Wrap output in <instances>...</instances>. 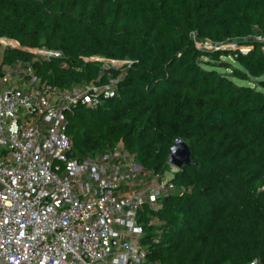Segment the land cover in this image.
<instances>
[{
	"label": "trees",
	"instance_id": "trees-1",
	"mask_svg": "<svg viewBox=\"0 0 264 264\" xmlns=\"http://www.w3.org/2000/svg\"><path fill=\"white\" fill-rule=\"evenodd\" d=\"M256 28L264 0H0V37L19 43H0L2 63L31 61L61 89L119 77L98 108L66 109L71 157L123 141L158 174L176 138L189 145L193 163L174 175L177 192L138 211L150 264H264V43L248 39ZM197 38L227 45L201 48ZM96 55L127 62L107 67Z\"/></svg>",
	"mask_w": 264,
	"mask_h": 264
},
{
	"label": "built area",
	"instance_id": "built-area-1",
	"mask_svg": "<svg viewBox=\"0 0 264 264\" xmlns=\"http://www.w3.org/2000/svg\"><path fill=\"white\" fill-rule=\"evenodd\" d=\"M248 39L264 43V30ZM0 43L19 45L8 37ZM196 43L227 45L209 38ZM118 83L110 75L61 89L42 81L31 61L2 63L0 55V264H150L138 211L159 209L177 192L173 177L180 168L167 162L168 171L151 174L123 141L81 160L68 154L66 109L78 102L98 108Z\"/></svg>",
	"mask_w": 264,
	"mask_h": 264
},
{
	"label": "water",
	"instance_id": "water-1",
	"mask_svg": "<svg viewBox=\"0 0 264 264\" xmlns=\"http://www.w3.org/2000/svg\"><path fill=\"white\" fill-rule=\"evenodd\" d=\"M169 164L181 168L186 164L193 163L191 150L189 145L183 138H176L175 143L171 148L170 156L168 157ZM166 199V198H165Z\"/></svg>",
	"mask_w": 264,
	"mask_h": 264
},
{
	"label": "rangeland",
	"instance_id": "rangeland-1",
	"mask_svg": "<svg viewBox=\"0 0 264 264\" xmlns=\"http://www.w3.org/2000/svg\"><path fill=\"white\" fill-rule=\"evenodd\" d=\"M203 43V42H202ZM218 48V47H217ZM95 58L101 59L105 66L107 67H121L123 66L127 61L126 60H116L107 58L104 56L96 55ZM207 60H211V58H206ZM224 60L231 61L233 64H237L234 58L230 55L224 56ZM222 70L226 71V68H221ZM228 71V70H227ZM241 84H248L249 82L247 80H237ZM168 171V166H166L162 171L159 172V174H164V171Z\"/></svg>",
	"mask_w": 264,
	"mask_h": 264
}]
</instances>
